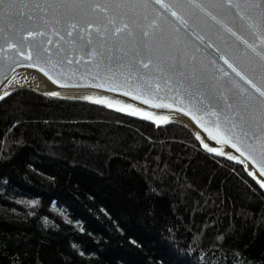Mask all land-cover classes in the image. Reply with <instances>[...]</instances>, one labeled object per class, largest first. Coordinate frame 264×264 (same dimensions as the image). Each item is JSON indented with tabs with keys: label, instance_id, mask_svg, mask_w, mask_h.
I'll use <instances>...</instances> for the list:
<instances>
[{
	"label": "trees",
	"instance_id": "obj_1",
	"mask_svg": "<svg viewBox=\"0 0 264 264\" xmlns=\"http://www.w3.org/2000/svg\"><path fill=\"white\" fill-rule=\"evenodd\" d=\"M0 264H264V188L179 123L18 89L0 102Z\"/></svg>",
	"mask_w": 264,
	"mask_h": 264
},
{
	"label": "water",
	"instance_id": "obj_2",
	"mask_svg": "<svg viewBox=\"0 0 264 264\" xmlns=\"http://www.w3.org/2000/svg\"><path fill=\"white\" fill-rule=\"evenodd\" d=\"M18 68L171 111L191 125L58 97L179 123L264 185V0H0V85Z\"/></svg>",
	"mask_w": 264,
	"mask_h": 264
},
{
	"label": "bare ground",
	"instance_id": "obj_3",
	"mask_svg": "<svg viewBox=\"0 0 264 264\" xmlns=\"http://www.w3.org/2000/svg\"><path fill=\"white\" fill-rule=\"evenodd\" d=\"M18 87L32 88L35 91H39L57 97L81 98L100 102L127 113H132L149 118L151 120H155L157 123L172 119L183 122L189 126L191 125L185 118L180 117L171 111H157L148 109L119 94L92 88H64L54 86L50 82H48L39 72L33 69H16L0 85V97ZM220 152L225 154V151Z\"/></svg>",
	"mask_w": 264,
	"mask_h": 264
},
{
	"label": "rangeland",
	"instance_id": "obj_4",
	"mask_svg": "<svg viewBox=\"0 0 264 264\" xmlns=\"http://www.w3.org/2000/svg\"><path fill=\"white\" fill-rule=\"evenodd\" d=\"M21 202L26 205V206H31L33 205L34 203H29V202H35L33 200H30V199H24V200H21ZM52 209L58 214L60 215L61 217H67L66 214H65V208L63 206H58L56 205L55 203L52 204ZM6 214L8 215H13V216H16L17 213L14 212V211H9V210H4Z\"/></svg>",
	"mask_w": 264,
	"mask_h": 264
},
{
	"label": "snow or ice",
	"instance_id": "obj_5",
	"mask_svg": "<svg viewBox=\"0 0 264 264\" xmlns=\"http://www.w3.org/2000/svg\"><path fill=\"white\" fill-rule=\"evenodd\" d=\"M162 7H163V5H162ZM173 15H174V13H173ZM117 31H119V29H118ZM37 35H42V33H38ZM69 35H71V33H69ZM225 63L227 64L228 61L225 60ZM228 66H229L230 68H232L233 72H236V69H235L231 64H229ZM236 74H237L238 76H240V73H239V72H236ZM241 79H244V77L241 76ZM256 91L259 93L260 97H264V90H261V89L257 88ZM6 94H7V93H6ZM262 104H264V101H262ZM229 107H231V105H229ZM233 146H234V145H233ZM237 150H239V149H237ZM230 158H231V157H230ZM250 174H251V173H250ZM261 186L264 187V185H261ZM18 203H19V201H18ZM29 203H38V202H29Z\"/></svg>",
	"mask_w": 264,
	"mask_h": 264
}]
</instances>
